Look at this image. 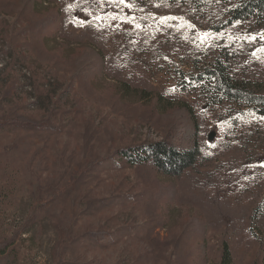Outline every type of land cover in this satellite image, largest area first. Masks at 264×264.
<instances>
[{"label": "rangeland", "instance_id": "1", "mask_svg": "<svg viewBox=\"0 0 264 264\" xmlns=\"http://www.w3.org/2000/svg\"><path fill=\"white\" fill-rule=\"evenodd\" d=\"M241 2L0 0V264H264V115L206 72L264 84ZM148 142L201 154L121 157Z\"/></svg>", "mask_w": 264, "mask_h": 264}, {"label": "trees", "instance_id": "2", "mask_svg": "<svg viewBox=\"0 0 264 264\" xmlns=\"http://www.w3.org/2000/svg\"><path fill=\"white\" fill-rule=\"evenodd\" d=\"M253 16H258L259 20L260 18L264 20V0H243L238 6L230 10L229 19L221 28L227 27L235 21ZM206 72L214 81L215 89L223 98L236 102L232 103L233 106L234 104H239L240 106L244 104L247 106V108L239 111L241 117L248 115L247 110L264 115V84L253 86L246 82H233L228 77L226 69L221 65H216L213 69ZM34 126L37 128V124ZM200 154L198 144L188 149H179L166 142H148L138 146L136 149L121 151V157L126 159L130 164H150L159 172L173 177L181 175L183 171L194 166ZM68 186H73V183ZM71 189L72 187H68L67 190ZM7 245H1L0 255L6 252Z\"/></svg>", "mask_w": 264, "mask_h": 264}]
</instances>
